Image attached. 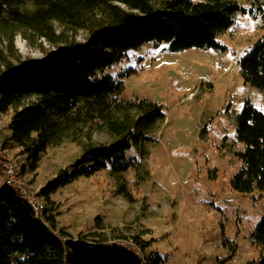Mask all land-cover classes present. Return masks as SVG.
Returning <instances> with one entry per match:
<instances>
[{
	"label": "trees",
	"instance_id": "trees-1",
	"mask_svg": "<svg viewBox=\"0 0 264 264\" xmlns=\"http://www.w3.org/2000/svg\"><path fill=\"white\" fill-rule=\"evenodd\" d=\"M252 2L263 11L264 29V0ZM246 11L238 0H0V36L7 42L0 49V116L14 111L8 128L25 159L23 173H36L49 147L79 142L81 124L102 123L115 139L108 145L86 140L82 154L40 190L53 230L36 221L5 185L0 188V264H165L150 249L152 240L140 235L110 238L96 232L61 240L56 233L66 232L58 228L51 197L100 172L141 174L149 134L165 117L155 102L125 99L123 80L99 73L150 42L165 43L172 52L224 48L217 38ZM82 30L87 32L83 42L69 39L68 32ZM17 35L31 45L44 39L54 50L40 60L15 63ZM238 68L245 83L264 93V38ZM235 124L233 154L242 166L232 188L264 191V113L247 99ZM119 190L130 199L123 184ZM251 236L261 256L248 264H264V216ZM112 239L124 240L137 251Z\"/></svg>",
	"mask_w": 264,
	"mask_h": 264
},
{
	"label": "rangeland",
	"instance_id": "rangeland-1",
	"mask_svg": "<svg viewBox=\"0 0 264 264\" xmlns=\"http://www.w3.org/2000/svg\"><path fill=\"white\" fill-rule=\"evenodd\" d=\"M238 2L247 11L217 38L224 48L172 52L165 43L150 42L99 73L120 78L125 99L155 102L165 117L149 134L141 174L113 176L104 171L52 195V214L66 232L61 236L77 240L96 232L110 238L140 235L152 240L150 249L165 264H248L260 259L251 234L264 216V191L241 193L231 180L242 166L233 154L236 116L247 99L264 113V93L245 83L238 68L264 38L263 11L252 0ZM55 27L62 31L58 22ZM68 37L83 42L87 32H68ZM6 43L0 36V49ZM52 50L44 39L31 45L17 35L13 61L40 60ZM13 113L11 109L0 116V130L25 162L8 128ZM79 134V142L49 147L36 173L25 174L33 191L39 193L61 168L73 163L86 140L96 145L115 140L102 123L81 124ZM121 184L130 199L120 192ZM111 242L137 251L124 240Z\"/></svg>",
	"mask_w": 264,
	"mask_h": 264
},
{
	"label": "built area",
	"instance_id": "built-area-1",
	"mask_svg": "<svg viewBox=\"0 0 264 264\" xmlns=\"http://www.w3.org/2000/svg\"><path fill=\"white\" fill-rule=\"evenodd\" d=\"M22 167L21 156L14 153L12 145L5 141V135L0 130V173L4 175V185L24 202L33 213L36 221L53 230L46 218V201L32 190ZM56 235L61 240H66L58 232ZM231 264H236L235 260H232Z\"/></svg>",
	"mask_w": 264,
	"mask_h": 264
},
{
	"label": "crops",
	"instance_id": "crops-1",
	"mask_svg": "<svg viewBox=\"0 0 264 264\" xmlns=\"http://www.w3.org/2000/svg\"><path fill=\"white\" fill-rule=\"evenodd\" d=\"M2 186H4V185H2ZM2 186H1V187H2ZM1 187H0V188H1Z\"/></svg>",
	"mask_w": 264,
	"mask_h": 264
}]
</instances>
